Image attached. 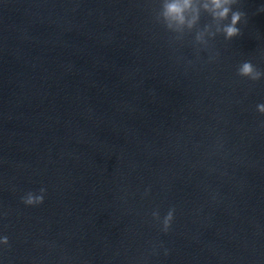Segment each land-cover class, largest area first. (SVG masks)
<instances>
[{
	"label": "water",
	"instance_id": "1",
	"mask_svg": "<svg viewBox=\"0 0 264 264\" xmlns=\"http://www.w3.org/2000/svg\"><path fill=\"white\" fill-rule=\"evenodd\" d=\"M236 7L197 58L209 18L176 39L159 0H0L2 264H264V79L236 75L264 70V4Z\"/></svg>",
	"mask_w": 264,
	"mask_h": 264
},
{
	"label": "clouds",
	"instance_id": "2",
	"mask_svg": "<svg viewBox=\"0 0 264 264\" xmlns=\"http://www.w3.org/2000/svg\"><path fill=\"white\" fill-rule=\"evenodd\" d=\"M261 2L264 4V0ZM239 3L240 0H159V10L155 19L167 32L178 34L174 38L179 39V34L184 30L191 31L197 28L202 14H205L210 22L205 23L202 28H197L194 36L195 45L201 46L195 51L196 57L199 58L200 51H207L209 41L215 40L217 36H222L224 41H231L241 34L240 25L246 23V13L236 7ZM259 11H264V7ZM218 55L216 51L210 54L209 62L214 61ZM236 75L256 82L264 79V70L245 60L236 66ZM256 111L264 115V102L256 104ZM149 191L150 188L146 187L144 195ZM46 192L47 189L42 186L37 191L25 192L20 196V200L25 206H39L43 204ZM175 214V207H169L163 215L159 208H154L150 213L159 231L165 234L170 231ZM8 245L9 237L0 232V249ZM168 251L167 248H163L165 256L168 255Z\"/></svg>",
	"mask_w": 264,
	"mask_h": 264
}]
</instances>
